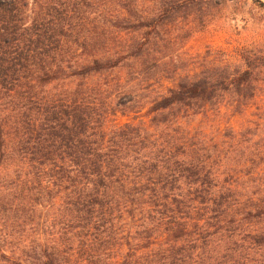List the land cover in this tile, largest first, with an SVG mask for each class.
Segmentation results:
<instances>
[{"label":"trees","instance_id":"16d2710c","mask_svg":"<svg viewBox=\"0 0 264 264\" xmlns=\"http://www.w3.org/2000/svg\"><path fill=\"white\" fill-rule=\"evenodd\" d=\"M97 1L0 0V264H264V53L169 54L220 0Z\"/></svg>","mask_w":264,"mask_h":264},{"label":"rangeland","instance_id":"374dc122","mask_svg":"<svg viewBox=\"0 0 264 264\" xmlns=\"http://www.w3.org/2000/svg\"><path fill=\"white\" fill-rule=\"evenodd\" d=\"M220 1V4L205 5L198 16L188 19L203 21H198L194 33L179 45H174L169 54L174 57L181 55L190 63L202 61L204 56L209 55L208 59L215 57L239 62L242 52L247 48L264 53V0ZM97 2L92 9L95 12L91 13L93 20H117L119 0L114 3L109 0ZM255 82L261 89L256 103L249 109L248 116H237L234 124L237 129L248 124L254 140L264 144V68ZM128 119L129 116L118 118L121 122Z\"/></svg>","mask_w":264,"mask_h":264}]
</instances>
